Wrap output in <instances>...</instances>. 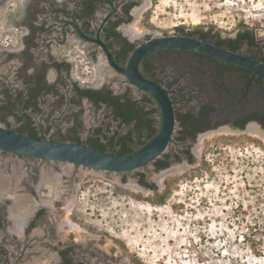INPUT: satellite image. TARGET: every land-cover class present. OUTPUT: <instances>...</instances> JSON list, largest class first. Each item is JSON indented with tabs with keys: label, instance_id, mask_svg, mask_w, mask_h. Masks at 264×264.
<instances>
[{
	"label": "flooded vegetation",
	"instance_id": "1",
	"mask_svg": "<svg viewBox=\"0 0 264 264\" xmlns=\"http://www.w3.org/2000/svg\"><path fill=\"white\" fill-rule=\"evenodd\" d=\"M13 1L18 4L14 20L23 33L16 46L1 48L0 64L9 62L16 77V81L10 80L7 71L11 75V69L0 70L1 98L5 86L12 99L17 90L25 94L28 85L38 87L31 99L40 110L33 111L30 106L27 112L43 140L72 142L79 135L84 141L97 126H102L103 132L106 127L110 133L118 129V136L129 130L135 134L134 121L123 123L108 103L80 94L76 85L109 90L120 99H153L144 101L149 108L158 105L113 69L102 47L88 38H99L122 67L138 45L167 35L193 37L264 64V35L256 31L254 40L244 35L241 27L232 32L204 27L201 32L177 26L154 32L148 20L155 0ZM11 19L12 15L9 24ZM190 31L193 33L188 35ZM80 54L93 66L95 80L91 83H81L75 76L74 56ZM138 68L166 90L176 122L172 140L159 157L136 170L106 172L120 184L131 179L141 193L163 196L170 186L163 176L171 169L181 172V167L199 160L195 145L201 135L218 129L244 131L250 126L264 133V75L192 49L153 50L140 59ZM30 76L32 82L26 83ZM85 106L97 120L88 129L82 128L75 116ZM65 114L75 115L69 127L63 128L58 121ZM7 120L10 130L22 124L16 125L11 115ZM0 126L6 128L2 121ZM187 128L196 129V135L183 132L184 137L178 139L180 131ZM162 161L166 163L158 166ZM86 167L0 148V264H137L119 243L108 245L103 235L83 230L74 215Z\"/></svg>",
	"mask_w": 264,
	"mask_h": 264
},
{
	"label": "rangeland",
	"instance_id": "2",
	"mask_svg": "<svg viewBox=\"0 0 264 264\" xmlns=\"http://www.w3.org/2000/svg\"><path fill=\"white\" fill-rule=\"evenodd\" d=\"M2 1L0 21L11 3L18 7ZM148 23L156 33L177 26L232 32L246 25L264 35V0H155ZM14 27L19 40L23 32ZM12 68L0 64L16 81ZM74 115L59 124L69 127ZM75 116L84 129L97 124L88 106ZM195 148L199 160L163 176L170 186L160 197L141 193L131 179L120 184L83 168L74 210L81 228L103 235L108 245L119 243L137 264H264V141L249 129H218L201 135Z\"/></svg>",
	"mask_w": 264,
	"mask_h": 264
},
{
	"label": "water",
	"instance_id": "3",
	"mask_svg": "<svg viewBox=\"0 0 264 264\" xmlns=\"http://www.w3.org/2000/svg\"><path fill=\"white\" fill-rule=\"evenodd\" d=\"M88 39L97 42L102 47L107 62L113 69L123 74L132 85L151 95L157 102L161 117L157 134L136 151L127 155H115L97 150L87 144L31 138L0 126V148L38 159L62 160L85 165L104 172L136 170L165 152L172 140L176 122L174 104L166 90L139 71V61L144 55L162 48L192 49L219 60L239 64L253 73L264 75V64L193 37L155 36L132 51L125 67L119 66L113 60L106 45L99 38Z\"/></svg>",
	"mask_w": 264,
	"mask_h": 264
},
{
	"label": "trees",
	"instance_id": "4",
	"mask_svg": "<svg viewBox=\"0 0 264 264\" xmlns=\"http://www.w3.org/2000/svg\"><path fill=\"white\" fill-rule=\"evenodd\" d=\"M240 27L242 28L241 31L244 35L248 36L251 40H254V29L252 27L246 25H241ZM203 28L204 27L200 26L193 27L195 31L201 32L203 31ZM208 28L211 30L215 29L213 26ZM192 33L193 32L190 31L187 34L190 35ZM32 79V76L28 77L26 83L32 82ZM75 87L82 95H87L94 100L100 99L102 102L108 103L113 108L116 117H120L123 123L128 124L134 121L136 132L133 134L132 130H129L121 136H118V129H115L113 133H110L109 127H106V131L103 132L102 126H97L89 132L90 134L84 139V141L80 140L79 135L74 136L75 140L72 141L73 143L87 144L97 150L115 155H127L142 147L159 131L161 117L158 105L151 108L146 105V102L148 101L154 102L153 99H142L138 101L126 96L124 99H120V97L113 95L109 90L102 92L100 90L80 88L77 85ZM26 88L27 94H23L21 89L17 90V95L14 99H12L10 89L7 86L3 88L4 99H2L0 103V121L6 124L7 129H10V123L7 118L11 115L15 119L14 122L16 125L20 122L22 123L17 128L13 129V131L31 138L43 140L42 136L37 135L35 126L32 125L31 116L27 112V108L30 106L33 111L37 112L40 110L36 105L37 101L31 99L32 97H35L36 91L38 93L39 88L36 86L31 87V85H28ZM25 95H28L26 99ZM144 101L146 102L144 103ZM185 118L191 120L190 116H185ZM193 128H187L184 131H180L177 138H183V132L196 135L197 130ZM198 128L203 130L202 126ZM46 130H49V126L46 127ZM165 163L166 162L162 161L157 165L159 166L160 164L163 166Z\"/></svg>",
	"mask_w": 264,
	"mask_h": 264
},
{
	"label": "built area",
	"instance_id": "5",
	"mask_svg": "<svg viewBox=\"0 0 264 264\" xmlns=\"http://www.w3.org/2000/svg\"><path fill=\"white\" fill-rule=\"evenodd\" d=\"M12 8H7L5 11L4 20L2 19L0 22V43L5 47H13L18 43L17 37V27L9 24V18L14 12V3H11ZM16 33V34H15ZM75 61V76L78 81L81 83H91L95 80V72L92 64L89 60L83 55L74 56Z\"/></svg>",
	"mask_w": 264,
	"mask_h": 264
},
{
	"label": "bare ground",
	"instance_id": "6",
	"mask_svg": "<svg viewBox=\"0 0 264 264\" xmlns=\"http://www.w3.org/2000/svg\"><path fill=\"white\" fill-rule=\"evenodd\" d=\"M253 134L264 141V133L258 132L253 126L248 128Z\"/></svg>",
	"mask_w": 264,
	"mask_h": 264
},
{
	"label": "crops",
	"instance_id": "7",
	"mask_svg": "<svg viewBox=\"0 0 264 264\" xmlns=\"http://www.w3.org/2000/svg\"><path fill=\"white\" fill-rule=\"evenodd\" d=\"M12 20V19H11ZM18 21H16V19L14 20V18H13V20H12V22H11V25H13V26H15V25H18V26H20L19 24H16Z\"/></svg>",
	"mask_w": 264,
	"mask_h": 264
}]
</instances>
